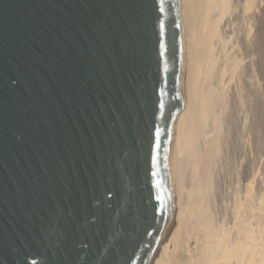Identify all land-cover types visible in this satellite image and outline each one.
Returning a JSON list of instances; mask_svg holds the SVG:
<instances>
[{
	"label": "water",
	"instance_id": "1",
	"mask_svg": "<svg viewBox=\"0 0 264 264\" xmlns=\"http://www.w3.org/2000/svg\"><path fill=\"white\" fill-rule=\"evenodd\" d=\"M180 0H0V264H147L173 217Z\"/></svg>",
	"mask_w": 264,
	"mask_h": 264
},
{
	"label": "bare ground",
	"instance_id": "2",
	"mask_svg": "<svg viewBox=\"0 0 264 264\" xmlns=\"http://www.w3.org/2000/svg\"><path fill=\"white\" fill-rule=\"evenodd\" d=\"M180 2L173 217L147 264H264V0ZM230 153L237 181L223 197Z\"/></svg>",
	"mask_w": 264,
	"mask_h": 264
},
{
	"label": "rangeland",
	"instance_id": "3",
	"mask_svg": "<svg viewBox=\"0 0 264 264\" xmlns=\"http://www.w3.org/2000/svg\"><path fill=\"white\" fill-rule=\"evenodd\" d=\"M228 155H229V156H228ZM228 155H227V156H228V157H227V162H228V164H230V165L227 164V165L225 166V168H224L225 170H224V171H221V174H222L223 176L220 175V178L222 177V178L220 179V184H221V185H220V194L222 193L221 196H223V197L226 195V193H228V194L230 193V192H228V191H232L233 184H234V182L237 181V177L235 176L236 174H235V171H234V170H236V169H237L236 166L238 167V165H239V163H237L238 160H237L236 158H235L236 160L234 159V156H233L232 153H230V154H228ZM231 155H232V156H231ZM230 156H231V158H230ZM232 157H233V161H232V163H231L230 161L232 160ZM229 158H230V160H228ZM234 161H235V162L237 161V162H236L237 165H236V163H235ZM233 162H234V163H233ZM231 164H232V165H231ZM234 164H235V165H234ZM233 165H234V166H233ZM231 166H232V168H234V170H232V171H231ZM228 167H229V168H228ZM227 168H228V169H227ZM226 169H227V171L230 169L229 174H228V172L226 173ZM232 172H234V173H232ZM230 173H232V174H230ZM225 174H226V175H225ZM233 174H235V175H234V176H235L234 178H233ZM227 175H228V176H227ZM228 178H229V179H228ZM223 179H224V180H223ZM221 180H222L223 184H222ZM227 180H228V181H227ZM229 180H230L231 182H230ZM235 180H236V181H235ZM224 182H225L226 184H224ZM229 185H230L231 187H230ZM222 188H223V189H222ZM227 188H228V189H227ZM230 188H231V189H230ZM229 189H230V190H229ZM227 190H228V191H227ZM223 193H224V194H223ZM226 196H227V195H226ZM226 196H225V197H226ZM218 204L220 205L219 202H218ZM219 205H218V210H220V212L222 213V212L224 211V210H223V207H222L221 205H220V206H219ZM219 207H221V208H219ZM221 209H222V210H221ZM218 212H219V211H218ZM220 212H219V213H220ZM221 213H220V214H221ZM220 214H219V215H220ZM222 215H224V214L222 213Z\"/></svg>",
	"mask_w": 264,
	"mask_h": 264
}]
</instances>
